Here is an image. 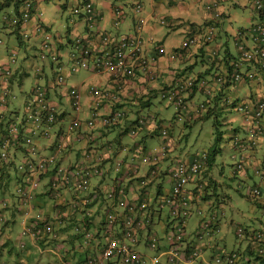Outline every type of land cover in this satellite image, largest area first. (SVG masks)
<instances>
[{"label": "built area", "instance_id": "2783aa9c", "mask_svg": "<svg viewBox=\"0 0 264 264\" xmlns=\"http://www.w3.org/2000/svg\"><path fill=\"white\" fill-rule=\"evenodd\" d=\"M223 0H205L204 11L208 16L205 30L202 28H188V36L182 46L167 53L165 48L157 47L156 57L145 55V42L142 37L147 19L142 17L144 5L137 1L131 11L136 17L135 33L114 39L109 33L101 29V11L96 8L94 0H78L72 9V14L83 20L86 25L85 32L72 41L67 42L62 36L51 31L42 22L44 13L36 3V0H21L20 4L10 13L0 15V26L19 30L23 40L36 38L39 40L38 59L48 63L55 76L52 81L46 82L44 66L39 68L37 83L24 101L25 112L23 116L14 114L9 117V122L0 135V178L4 169L12 162V155L18 151L23 157L17 162L16 169L23 175L28 174L25 186L19 185L16 190L20 201V209L24 210L26 217L24 224L25 236L33 240L57 239V222L63 216L69 219L71 214L84 216L88 219L90 227L94 222L90 218L97 212L99 205L96 202L97 195L103 191L93 188V180L102 179L106 174L103 168L105 159L110 158L104 153L86 150L83 156L73 164L65 166L61 157L68 147L70 134L75 135V141L95 143L97 134L94 130L99 127L108 129L120 124L125 117L123 111L103 115L99 110L105 101L116 102L119 94L114 88L101 89L97 86H89L86 94L91 102V116L83 121L79 115L83 110L84 92L78 87L65 85L68 76L75 75L83 69L105 73L115 84L122 89L128 80H132L136 73L142 72L145 79L154 83L159 75L156 70L157 58L170 55L172 60L180 59L191 48L198 46L200 40L212 42L216 38L219 24L223 18ZM255 13L260 22L251 26L247 33L250 34L253 46L246 45L243 31L238 33L236 43L238 57L230 64V70L225 76L214 79L220 86L224 84H243L259 81V75L264 73V0H251ZM115 27L119 26L125 16L122 7L113 8ZM33 20L35 21L33 23ZM4 42L0 38V47ZM67 48V52L64 51ZM216 52L213 53V56ZM18 60V53L10 51L8 59L0 63V120L10 104L17 97L13 92L11 78L14 66ZM252 66L254 70L246 69ZM56 85L66 101L71 105L77 116L74 117L68 129L61 133L52 148L51 153L43 155L36 138H51L52 130L59 121L62 110L49 98V85ZM202 89L205 97H213L214 90L207 79L184 77L175 79V82L160 92V97L176 109L179 121H192L200 117L207 109L206 103L195 105L189 100V95L197 89ZM227 103L247 121V136H234L232 144L240 154L232 169L234 176L248 175L247 168L251 166L253 173L259 180L252 185L247 197L264 203V169L257 165H250L245 159V154L255 148L259 138L264 137V99L234 100L228 98ZM141 116L130 127V134L136 136L141 127L147 125L154 116ZM6 117L4 120H7ZM159 135L164 143L153 151H147L141 146H134V154L140 155L141 160L147 165V171L143 176L140 170L133 164L125 167L122 161L114 163L116 173L124 171L122 179L117 178L110 189L103 192V197L110 203L104 211V230L88 228L86 221H77L73 224L72 232L85 237L87 243L80 245L79 249L93 247L94 249L79 264H144L147 256L141 254L138 248L142 243L157 252V256L151 258L154 264H159L164 259L165 264H192L202 258L207 249L215 255L216 264H238L242 257L239 251H223L211 238L221 232L219 218L211 215L208 220L200 221L199 230L196 233L188 231L189 219L194 212L202 214L208 208L203 201L205 187L208 184L206 177L209 169V154L207 151H199L189 154L177 161L175 165L161 167L163 161L171 151V143L174 141L170 135V126L161 125ZM110 148L107 152H110ZM134 155V156H136ZM236 158V156H233ZM132 167V168H131ZM131 168V169H130ZM129 169V170H128ZM49 178H48V177ZM48 178V190L56 195L57 209L54 217H46L42 213L33 216L36 189ZM135 178L140 189L144 191L135 199L128 195L127 181ZM169 179V181H167ZM203 179L205 182H202ZM166 182L169 191L163 195L152 196L150 184L154 185ZM158 187V185H157ZM63 188V189H62ZM59 189L74 191L76 198L65 201ZM206 203L207 206H200ZM7 203H2L5 208ZM34 217V218H33ZM29 219L34 222L29 223ZM5 222V212L0 213V223ZM63 223V222H62ZM61 223V224H62ZM95 224V223H94ZM162 228L159 233L156 227ZM98 227V226H97ZM236 235L252 243L254 258H264V230H247L242 226L236 229ZM92 244V245H90ZM257 247L258 252L255 251ZM212 249V250H211ZM59 257V254H57ZM254 264H260L259 262ZM262 264V262H261Z\"/></svg>", "mask_w": 264, "mask_h": 264}, {"label": "crops", "instance_id": "0c3cea01", "mask_svg": "<svg viewBox=\"0 0 264 264\" xmlns=\"http://www.w3.org/2000/svg\"><path fill=\"white\" fill-rule=\"evenodd\" d=\"M2 1V0H1ZM39 7L44 10L43 1L49 0H36ZM96 2V8L101 11L102 14V21L100 23L101 29L109 33L113 36L114 39H117L121 36L125 35H133L135 33V25H136V17L134 13L131 11L132 5L140 1L144 5V11L142 17L147 19V24L145 26L144 32L142 33V37L145 42V55L156 57L157 47L165 48L167 53H170L173 50H176L180 46L184 44L186 38L188 36V28H202L205 30L207 25L208 16L204 11V2L205 0H94ZM78 0H71L66 1L65 3H60L62 10H71L74 6H76ZM122 7L125 11V16L121 20L119 26L115 27L113 24L114 21V14L113 8L114 7ZM222 11H223V18L219 24V28L217 31V36L212 42H205L203 39L200 40V44L191 48L187 51L184 56L177 60H172L169 54L162 55L157 58L156 63V70L158 72L159 78L157 82L150 83L145 79V75L142 72H137L136 76L131 80L129 85L121 91L120 94V101L116 103L111 102H104L103 107L101 109V114H109L117 109H123L126 111L129 117L118 126L113 127L111 129H104L99 127L98 129L94 130V133L97 134L98 138L95 143H87L86 141L77 142L75 141V135L72 133L70 141L68 142V149L66 150L64 157H63V164L64 165H71L73 164L78 158H80L86 150L93 149L95 152L104 153V155H109L110 158L105 159L106 165L105 170L106 173H110L111 169L113 168V155L114 153L124 156V152L132 151L134 153L135 145L131 141H125V136L127 132H129V126L134 122V119L141 115L139 111L145 112L142 108L143 102L150 101L151 105L153 99L156 97L157 91L164 88L169 87L171 84L175 82V79L184 78V77H195L197 79H207L209 80L213 90L214 95L213 97H205L202 89L197 87L195 91L190 94V100L196 105L200 102H204L205 100L208 101V111L212 113H222L225 111L233 112L232 106L225 104L227 97L232 98H240L241 97V89L247 86L248 90L241 98L252 99L255 98L257 95V88H259L262 79H264V73L260 74L259 81L256 82H246L243 84L231 85L230 86H220L218 83L214 81V79L218 76H225L230 70V64L238 57V52L236 49V43L239 39L238 33L243 31V35L245 36L243 39L246 41V45L248 47L253 46V41L251 40L250 34L247 33L248 30L251 28L252 25L260 22V18L255 13L252 7L251 0H223L222 1ZM245 8H251V13L248 16H245ZM234 14V15H233ZM236 17L238 21L241 22V27L237 30H233L232 24L229 25V19ZM72 24H68L65 31H57L58 34L64 38L65 41L70 42L74 38L79 35H82L85 32L86 25L80 18H72ZM35 21L33 20V23ZM42 22L50 25L53 21L47 19V17H43ZM231 26V27H230ZM61 32V33H59ZM233 40V43H231ZM38 41H33L31 45L28 46L27 52H30L32 55L34 52L38 50ZM11 45V44H10ZM64 51L67 52V48L64 47ZM216 51V56H213V52ZM246 69L254 70L252 66H245ZM22 69V68H21ZM18 72V71H17ZM23 72H25L23 70ZM19 73H22L19 71ZM17 74V73H16ZM19 76V75H18ZM105 78H99L98 83L96 86H99L102 89H107L111 85H113L112 81H109L107 76L104 75ZM19 78V77H17ZM229 84V83H228ZM93 86V85H91ZM82 92L85 91L86 94V87L83 86L81 88ZM157 90V91H156ZM217 97V98H216ZM53 100H57L59 102L62 101V96L60 92L56 89L55 97ZM84 101V111L81 114L82 119H88L90 117V99L88 96L83 95ZM65 111H68L70 108L67 105H63ZM154 106V105H153ZM153 109V107L149 108ZM155 109V108H154ZM143 110V111H142ZM156 117L160 118L162 115V111H155L153 112ZM66 115L63 117V120L57 125L56 134L49 140L40 141L41 148H43L45 153L49 152L50 143H52L56 139V135L58 133H64L65 129L67 128L69 122L66 119ZM161 119V118H160ZM243 119V118H242ZM150 130L151 137L154 133V125L151 124L146 129L141 128L139 130V135L145 140L149 138L148 130ZM235 132L246 136V129L244 125L241 127H237ZM175 139V138H174ZM120 142V148H116L115 142ZM262 141V142H261ZM175 142V141H174ZM171 143V151L173 153H180V145L177 143ZM261 146L257 147L256 149L248 152L244 157L247 162L252 165H262L264 166V154L262 151L264 149V139L260 140ZM135 146V147H134ZM112 149L110 152H107L109 149ZM122 151V152H120ZM136 155V154H134ZM189 155V154H188ZM187 155V156H188ZM21 152L18 151L13 155V159H20ZM186 157V156H185ZM127 159L129 161H136L137 158L134 156H128ZM167 161H172V156L169 155ZM112 163L111 168L108 169L109 163ZM115 162V161H114ZM168 162V163H170ZM143 163V162H142ZM171 164V163H170ZM169 164V165H170ZM129 165V164H128ZM146 164H142L141 166H136L140 170V175L143 176L147 169L145 170L143 167ZM127 164H125V167ZM135 166V165H134ZM147 166V165H146ZM253 166V165H252ZM132 168V167H131ZM130 168V169H131ZM110 170V171H109ZM129 170V169H128ZM126 171V169L124 170ZM117 173V177H115L109 184L107 183L106 190L110 189L113 185V182L119 178L122 179L125 176V172ZM143 171V173H142ZM250 171L252 173V169L248 168L249 176L244 178V181H249L250 179ZM10 173V171H9ZM15 181H20L21 177L15 176ZM208 183H210V187H214L216 185V191L218 190V182L216 180L211 179ZM103 179H96L94 183V187L97 190L103 191L102 188L105 187ZM202 182H205L203 179ZM128 186V196L132 198L138 197L144 189H140L138 181L133 178L126 182ZM158 185V187H157ZM166 182H162L159 184H155L156 188L150 184L149 191L151 189L152 196L156 194H165L169 191L165 190V186H167ZM211 188L208 189V195L216 194L215 192H211ZM211 193H210V192ZM73 197L71 192L66 191L64 193L65 199H70ZM210 199V197H208ZM209 201V200H208ZM44 201H38L37 206L38 210L35 214L41 211L40 206H43L42 203ZM211 203V201H209ZM208 204V202H207ZM200 206H207L206 203H202ZM45 207V205H44ZM264 211V206H260ZM40 208V209H39ZM36 211V210H35ZM47 215H52L54 213L53 208H49L47 211ZM100 212V210H99ZM98 215V212H97ZM12 216V214H11ZM18 215H14L16 217ZM100 217L98 218V220ZM97 220V217H95ZM104 220V219H103ZM214 243L217 244V240H212ZM12 242V237H11ZM11 242L8 243V252H10L9 248L13 247ZM26 249L17 250L14 252L12 250L10 255H12L15 260L16 264H39L40 261L38 260V242H33L32 240H27ZM5 242L0 241V247H3ZM248 246V244H247ZM14 249V247H13ZM212 250V249H211ZM3 251L0 248V256ZM247 256H250L248 251L246 252ZM48 256V255H46ZM50 257V256H48ZM246 257V256H245ZM7 263V262H6ZM10 263V262H8ZM244 263V262H243ZM13 264V263H11Z\"/></svg>", "mask_w": 264, "mask_h": 264}, {"label": "rangeland", "instance_id": "374dc122", "mask_svg": "<svg viewBox=\"0 0 264 264\" xmlns=\"http://www.w3.org/2000/svg\"><path fill=\"white\" fill-rule=\"evenodd\" d=\"M66 1L71 0H49L46 2L43 1L44 17H47V19L53 21L51 26L48 25V28H51L55 33H58V30L65 31L67 25H71L73 23L71 19L75 18L71 10H62L60 3H65ZM244 11L245 16H248L250 15L252 10L251 8H245ZM228 23L229 25L232 24L233 30H237L239 27H241V22L238 21L236 17H231ZM3 41L4 45L0 47V61L8 57L7 46L9 48L16 47L15 50H17L18 52V62L16 66H20L25 71V77L23 78L22 82H19L21 78H18L15 82V93L18 96L19 100L13 106V109L16 108V110L21 114V116H23L25 112L24 100L37 83L36 67L38 66L39 68H42L43 66H45L46 72L49 77L55 76V72L48 63H43L38 59V52H36V54L35 52L33 53L34 55H36L34 57L30 52H26V46H29L32 43L29 42V40L25 41V46H19L16 39L11 38L10 41H8V37L3 35ZM9 43L11 45H9ZM231 43H233V40H231ZM104 75L105 74L99 73L95 74L94 72L88 69H83L74 76H68L66 78L65 85L67 87L76 86L79 88L85 86L87 89L91 85H97L98 79L105 78ZM257 89L258 90L255 93H257V95H259L260 97H264V79H262V82L259 88ZM247 90V86H244L241 89V97L244 96ZM152 104L154 106L151 105L149 106V108L153 107V109L144 107L143 109L147 110H144V113L140 110L139 113H141V115L145 117L148 114H154L153 112H155L156 110L162 111V115L160 116L161 119L159 118V120L163 121V125L170 126V129L173 130L172 140L175 141L177 145H180V150H182L180 153L176 152L171 154V166L175 165L177 161L183 159L188 154L203 150L206 151L209 148L213 147L216 143L217 136L214 125L218 122L219 131H221V139L217 142L216 145L220 149V153L216 157V168L215 170H212V172L214 171V174H212L214 175V179L219 184V192L217 193L216 191V185L214 187L212 186V188L209 185V189L211 188V192L217 193V197L212 194L213 198L216 197V200H214L215 203L211 207H208L207 210H205L202 214H198L196 212L193 213V215L189 219L188 231L196 233L199 230L200 221L202 219L208 220L211 215H215L219 218L218 220L221 232L218 233V235L213 236L211 240H217V247L221 248L223 251L231 252L239 250L242 253V258L240 259L238 264H249L247 263V261L251 258H254L255 256H246L247 241L245 240V237L239 238L236 235V229L238 226H242L247 230H264V211L260 207L264 205V203L260 201L256 202L255 200L247 197V194L250 192V188L252 187L254 182L256 180H259L258 176L256 178L252 173H250V179L246 182H243L239 179L235 180L232 177V167L240 157L239 152L233 147L232 137L237 127H241L244 125L245 128L244 120L237 112L225 111L222 113L219 112L215 116H211L207 120H200L186 126L184 120H178L176 109L173 106H170L164 100H161L160 96H158V98L153 99ZM72 113L74 114V112ZM66 119L68 122H70L68 116ZM125 141H131L134 143L133 145L146 148L147 151H153L155 149H158L164 143V140L160 135H153L152 137L150 135L149 138L144 140L142 136L139 135V133L136 136H133L129 132H127V135L125 136ZM115 145L116 148L122 150V148H120V142L116 141ZM119 154L114 153L113 155V159L115 162L112 161L113 168L111 169V171L109 170L110 173L108 174L107 172L104 175L103 180L106 181L104 183V186L107 183L109 184L115 177L118 176L117 173L114 171V163L122 161L124 164L127 165L133 164L135 166H141L143 164L141 156H134V153L132 151H129L127 153L124 152V156ZM262 154H264V149L262 151ZM234 155L236 156V158L233 157ZM128 156H134L137 159L136 161H129L127 159ZM112 163H109L108 169L111 168ZM168 165V162L165 161L161 163V167L164 168H166ZM143 168L146 170L147 166L145 165ZM167 181H169V179H167ZM95 182L96 180L94 179L93 183ZM14 189L15 186L11 182V186L6 188V191L4 193L1 192L2 194H0V196L9 203L10 208L14 206L13 203H15L16 201ZM42 190H44L43 187L40 189V191ZM102 190L103 192H105L106 186L103 187ZM165 190H168V185L165 186ZM224 199L226 200L224 201ZM44 203L45 207L42 208L41 211L45 210V213H47V211L51 207L52 201L51 199L46 197L44 198ZM37 211H39L38 208H36V211H34V213H36ZM25 217L27 216L24 214V212H20L19 215L16 217L11 216V222L4 227L6 229L0 230V241L5 242V245L3 247H0L3 251L0 256V264H4L6 262L16 263L15 258L10 255V252H8V243L6 244L7 241L11 242V237V243L14 246V252L19 250V246H21L22 242L28 244L26 241H30L28 237L22 234L24 232ZM98 218L99 217H97V219ZM103 219L104 216L102 213L99 220L90 221L94 222L96 226H98V230H104V228L106 227V223H104ZM78 221H88V219H86L84 216H80L78 218ZM103 224L105 227L103 226ZM155 229L158 230L159 233H163L162 228H159L157 226ZM62 236L70 237L71 240L70 244L67 245V247L62 248H67V250L70 251L69 257H66L64 255V252L60 249V246L57 242H52L47 248L48 250H52V258L48 257L49 255L46 256L47 254L39 255V264H47L49 263V261L54 260V254H60L61 256L65 257L68 261V264H79L93 249V247H86L84 251L83 249H79L80 245H85L87 241L85 240V237L80 239L77 236L76 231L72 232L69 236L65 234ZM138 251L141 254L147 256L148 258V261L144 264H154L151 258L158 255L156 251L148 248L147 246H145L144 243L140 245ZM255 251L258 252L257 247L255 248ZM261 260L262 259L256 258L254 263L259 262L261 264ZM159 264H165L164 259H162ZM192 264H216L215 255L212 253V251H210V249H207L206 253L204 254V257L197 259Z\"/></svg>", "mask_w": 264, "mask_h": 264}, {"label": "clouds", "instance_id": "9594fccd", "mask_svg": "<svg viewBox=\"0 0 264 264\" xmlns=\"http://www.w3.org/2000/svg\"><path fill=\"white\" fill-rule=\"evenodd\" d=\"M1 1V0H0ZM20 2H21V0H12V4L9 6V8H7V9H4V10H2V11H0V15H3V14H5V13H10L12 10H13V8L14 7H16V6H18L19 4H20ZM40 9H41V7H40ZM41 11L44 13V11L41 9ZM43 17H44V15H43ZM47 25V24H46ZM48 26V25H47ZM207 26V25H206ZM51 31H53L51 28H49ZM5 31H6V33H5ZM218 31V30H217ZM3 35L4 36H7L8 37V41H10V39L11 38H14V39H16L17 40V42H18V44H19V46H25V41H27V40H23L22 39V37H21V34H20V32H19V30H14V29H10V28H7V27H3V26H0V38L3 40ZM216 36H217V33H216ZM19 38V39H18ZM32 40L33 41H38L39 42V40L38 39H36V38H31V39H29V42H32ZM238 41V40H237ZM4 42V41H3ZM209 43V42H208ZM8 44V43H7ZM4 45V44H3ZM9 45H10V43H9ZM2 47V46H1ZM38 47H39V43H38ZM7 48H8V56H9V53H10V51H12V50H15V48L16 47H12V48H9L8 46H7ZM27 48H28V46H26V52H27ZM16 52H17V50H15ZM36 52H38V50L36 51ZM36 52H35V54H36ZM214 52H216V51H214ZM213 52V53H214ZM18 53V52H17ZM212 53V54H213ZM216 54H217V52H216ZM33 57L34 56H36V55H32ZM216 56V55H215ZM8 59V57L6 58V59H4V60H2V61H0V63H2L3 61H6ZM17 62H18V60H17ZM17 65V63L15 64V66H14V68H13V70H14V73H13V76H12V78H11V82H12V86H13V92H14V94H15V96L17 97V99H16V101H14V103H12V104H10V106H9V109L7 110V112H6V114H5V118L7 117L8 119L7 120H0V135L2 134V132L4 131V128H5V126L7 125V123L9 122V117L11 116V115H14V114H17V115H20L21 116V114L16 110V108H14L13 109V106L18 102V96L16 95V93H15V88H14V85H15V82H16V80L18 79L17 77H19V78H21L20 79V81L19 82H22V80H23V78L25 77V72H23V69H21V67L20 66H16ZM44 69H45V66H44ZM37 70H38V67H36V72H37ZM18 71V72H17ZM19 71H21L22 73H19ZM91 71V70H90ZM92 72H94L95 74H97L95 71H92ZM16 73L19 75V76H17L16 75ZM45 73H46V82H50V81H52L53 80V78H54V76L53 77H49V75L47 74V72H46V69H45ZM99 74H105V73H99ZM38 75V73H36V76ZM106 76H107V78H108V80L109 81H112L113 82V85H111L109 88H107V89H110V88H114V92H117V94H119V93H121V91H124V89H126V87L129 85V83L131 82V80H128L127 81V84L125 85V87H124V84H123V87H122V89H119V85H117V84H115V82H114V80L113 79H110L109 78V76L107 75V74H105ZM71 76V75H70ZM72 76H74V75H72ZM36 79H37V77H36ZM158 81V80H157ZM156 81V82H157ZM51 86V88H50V93H49V98H50V100L52 101V102H54L55 104H57L58 106H59V108H60V110H62V115H61V117H60V119H59V121L57 122V124L54 126V128H53V130H52V136H51V138L56 134V127H57V125L63 120V117L66 115V117L68 116L69 117V121L71 122V120L74 118V117H76L77 116V114H76V112L73 110V108L71 107V105L66 101V99H65V97L63 96V94H62V92H61V88H59V87H57L56 85H49V87ZM93 86H96V85H93ZM72 87H76V86H72ZM97 87H99V86H97ZM79 88V87H78ZM100 88V87H99ZM56 89L60 92V95L62 96V101L61 102H59V101H57V100H53V98H52V95H53V97H55V94H56ZM81 89V88H80ZM102 89V88H101ZM163 89H161L160 88V92L162 91ZM30 94V93H29ZM28 94V95H29ZM27 95V96H28ZM27 96H26V98H27ZM85 96H88L87 94H85V92H84V97ZM158 96H160V93H159V95H157V98H158ZM119 97H120V94H119ZM189 97V100H190V95L188 96ZM26 98H25V100H26ZM229 98V97H228ZM264 99V97H260V96H255V98H253V99ZM90 99V98H89ZM234 100H246L247 98H243V99H241V98H233ZM24 100V101H25ZM91 101V100H90ZM120 101V98L118 99V101H116V102H119ZM191 101V100H190ZM105 102H109V101H105ZM116 102H111V103H116ZM192 102V101H191ZM205 103H206V106H207V109H206V111L200 116V117H198V118H196V119H194V120H192V121H185V125L186 124H188V125H190V124H193L194 122H197V121H199V120H201L205 115H206V113L208 112V101L207 100H205L204 101ZM201 103V102H200ZM63 105H67L70 109L68 110V111H65L64 110V106ZM90 105H91V102H90ZM170 105V104H169ZM196 105H198V104H196ZM171 106V105H170ZM229 106H231V105H229ZM102 107H103V105H102ZM102 107L100 108V110H99V112H100V114H101V109H102ZM232 108H233V106H232ZM233 110H234V108H233ZM83 111H84V99H83V110H82V112H81V114L83 113ZM115 111H123L124 113H125V117H124V120L126 119V117H129V115H127V113H126V111L125 110H123V109H117V110H114L113 112H115ZM72 112H74V114L72 113ZM113 112H111V113H113ZM234 112H236L235 110H234ZM81 114L79 115V117L81 118ZM110 114V113H109ZM103 115H107V114H103ZM240 115V114H239ZM90 116H91V107H90ZM142 115H140V116H138L137 118H135L134 119V122L131 124V125H133L134 123H135V120L136 119H138L139 117H141ZM147 116H154V120H149L148 122H147V125H145L146 127H148L149 125H151V124H153L154 125V131L156 132H158L157 134H155V132L154 133H152V134H154V135H159V127H157L156 125H157V123L155 124V122H159V121H162V120H159V118L158 117H156V115H154V114H148ZM241 116V115H240ZM242 117V116H241ZM90 118V117H89ZM88 118V119H89ZM243 118V117H242ZM82 119V118H81ZM88 119H86V120H88ZM83 121H86L85 119H82ZM123 120V121H124ZM243 120H244V118H243ZM122 121V122H123ZM70 122H69V124H70ZM121 122V123H122ZM163 122V121H162ZM120 123V124H121ZM69 124H68V126H69ZM120 124H118V125H120ZM244 124H245V129H247V121H245L244 120ZM118 125H115V126H113V127H116V126H118ZM131 125L129 126V129H130V127H131ZM163 125V124H162ZM68 126H67V128L65 129V130H67L68 129ZM145 126H143V127H145ZM113 127H111V128H113ZM143 127H141V128H143ZM111 128H108V129H111ZM107 130V129H106ZM172 129H170V135H171V137H172ZM247 131V130H246ZM139 132V131H138ZM129 133H130V130H129ZM61 133H58L57 135H56V139L52 142V143H50V146L48 147L49 148V152L48 153H45L44 152V150H43V148H41V145H40V141H42V140H45V141H49L51 138H49V139H47V138H42V137H38V138H36V141H37V143H38V146L40 147V152H41V154H43V155H48L49 153H51V151H52V148H53V146L55 145V143H56V141H57V139H58V137H59V135H60ZM241 136V137H246L247 136V132H246V136H244V135H241V134H239V133H237V132H235L234 133V135H233V137L234 136ZM70 136H71V134H70ZM233 137H232V139H233ZM264 139V137H262V138H259V143L257 144V146H255V148H253V149H251L250 151H248V152H251L252 150H254V149H256L257 147H260L261 146V142H260V140H263ZM175 143V142H174ZM54 144V145H53ZM67 149H68V147H67ZM66 149V150H67ZM210 149V148H209ZM209 149L208 150H206L207 152L209 151ZM66 150L64 151V153H63V155H62V157H61V162H62V164H63V157H64V154H65V152H66ZM203 151H205V150H203ZM199 152V151H198ZM247 152V153H248ZM246 153V154H247ZM15 154V153H14ZM13 154V155H14ZM245 154V155H246ZM13 155H12V162H11V164L8 166V167H6L5 169H4V172L3 173H9V171H10V175H11V177L13 178V179H11V180H9V181H7V177L6 178H4V179H2L1 180V178H0V185L2 186V185H4V187H5V185L6 184H8V187H10L11 186V182L13 183V185L15 186V193H16V190H17V187L19 186V185H21V186H25V183H26V178H24L23 176H20V173L17 171V169H16V164H17V162L23 157V153H21V157H20V159H16V158H14L13 159ZM185 158V157H184ZM215 160H216V158H215ZM64 165V164H63ZM65 166H69V165H65ZM257 166H259L260 168H262V169H264V166H262V165H258L257 164ZM210 168V167H209ZM215 168H216V163L214 162V165H213V167H212V169H208V176L206 177V179L208 180V182L210 181V183L211 182H213V181H211V179L212 180H215L214 179V171L212 172V170L214 169L215 170ZM250 169H252L251 168V166L249 167ZM232 169H233V167H232ZM16 171V172H15ZM247 172H248V168H247ZM213 173V174H212ZM250 173H251V171H250ZM221 174V173H220ZM252 174L255 176V174L253 173V171H252ZM15 176H18V177H21V180L20 181H15ZM247 176H249V173H248V175ZM246 176V177H247ZM48 177V176H47ZM232 177L235 179V180H237V179H239V180H242L243 182H245L244 181V176H234V175H232ZM256 177V176H255ZM49 178V177H48ZM48 178H45L44 179V182L43 183H41L40 184V186L36 189V191H35V195H36V193H38L39 191H40V189L43 187V186H45L46 187V189L48 190V185H46L45 183H47L48 182ZM102 179H104V177L102 178ZM101 180V179H100ZM210 183H208L207 185H206V187H205V193H206V195L204 196V198H203V201L204 202H208V207H211L212 205H214V200H216L215 198L217 197V195L216 194H214V196H216L215 198H213L212 197V195H208V189H209V185H210ZM45 184V185H44ZM254 184H255V182H254ZM253 184V185H254ZM7 186V185H6ZM7 187V188H8ZM93 188L95 189V187H94V183H93ZM2 191V190H1ZM210 192V191H209ZM101 193H103V192H101ZM211 193V192H210ZM208 197H210V199H208ZM15 198H16V201H15V203H13V209L14 208H17L18 207V209H20V204L18 203V198H17V194L15 195ZM63 198H64V196H63ZM73 198H70V199H65L64 198V200L65 201H70V200H72ZM211 201L212 200V202L213 203H211V202H209V201ZM226 199H224V201H225ZM0 202H2V203H7V206H9V203L4 199V198H2L1 196H0ZM257 202V201H256ZM264 206V205H263ZM0 208H3L2 207V204H0ZM98 209H97V212H98V215H97V212L93 215V217H91L90 218V220H95V217H101V214L103 213V216H104V209H102V206H99L98 205V207H97ZM56 209H57V207L56 208H54V213H55V211H56ZM15 210V209H14ZM36 210V207H34V210H33V216L35 215H37V214H39V213H42L43 215H45L46 217H48V218H50V217H54V213L52 214V215H47L48 214V212H47V214H45V210L44 211H40L39 213H37V214H35L34 213V211ZM99 210H100V212H99ZM2 212H5V222L4 223H6V221L7 222H11V219H10V217H11V215H10V213L8 212V211H6L4 208H3V210H2ZM23 212H24V210H23ZM1 213V212H0ZM19 211H17V213H16V215L18 214L19 215ZM24 214H25V212H24ZM73 217V216H75V215H73V214H71L70 216H69V218L70 217ZM77 216V215H76ZM79 216H77V218H78ZM34 218V217H33ZM103 218V217H102ZM25 220H26V217H25V219H24V222H25ZM30 220H32V219H29V221ZM98 220V219H97ZM76 221L77 220H74V221H71V219H64V222L62 223V224H57L56 225V231H58V238L57 239H54V240H52V239H45L46 240V243L44 244V246H42L38 241H40L41 239H39V240H33V239H31L30 237H28V236H26V237H28L30 240H32L33 242H38V249H37V252H38V256L39 255H49L50 256V258H52V254H53V252H52V250H48L47 248L49 247V245L52 243V242H57L58 244H59V246H60V249L64 252V255L66 256V257H69V255H70V251H68L67 250V248L66 249H62L63 247L65 248V247H67V245H69L70 244V237H63L62 235H67V236H69V235H71V233H72V227H73V224L74 223H76ZM96 221V220H95ZM92 226H91V228H93V229H98V227L96 226V224H94V223H92L91 224ZM71 226V227H70ZM23 234V233H22ZM24 235V234H23ZM25 236V235H24ZM80 239L82 238V236L81 235H77ZM27 242V241H26ZM249 242L247 241V244H248ZM26 243H24V242H22V244H21V246H19L21 249H26ZM90 245H92V244H90ZM88 248H91V246H89ZM94 249V248H93ZM92 249V250H93ZM85 249H83V251H84ZM91 250V251H92ZM72 251V250H71ZM77 251V250H76ZM90 251V252H91ZM248 251V249H247V247H246V252ZM249 255L250 256H254L253 255V252H252V247H251V253H249ZM54 256H55V259L54 260H51V261H49V263H47V264H68V261H67V259L65 258V257H63V256H61L60 254H59V257L57 256V254H54ZM247 256V255H246ZM204 257V256H203ZM202 257V258H203ZM249 261H250V259L247 261V263H249ZM264 261V258H262V260H261V262H263ZM4 264H11V263H4ZM262 264H264V263H262Z\"/></svg>", "mask_w": 264, "mask_h": 264}, {"label": "trees", "instance_id": "16d2710c", "mask_svg": "<svg viewBox=\"0 0 264 264\" xmlns=\"http://www.w3.org/2000/svg\"><path fill=\"white\" fill-rule=\"evenodd\" d=\"M12 4V0H2V1H0V11H2V10H4V9H7V8H9V6ZM19 39V38H18ZM17 76H18V74H16ZM230 84L231 83H227V84H225V86L227 85V86H230ZM231 85H235V84H231ZM157 91V90H156ZM159 93H160V90H158L157 91V94H155V96L154 97H156L157 98V95H159ZM217 98V97H216ZM160 99H161V97H160ZM161 100H163V99H161ZM227 100H228V97H227V99H226V102H225V104H226V106L227 105H229L228 103H227ZM143 106H142V108H144V107H148L149 108V106H151V102L150 101H147V102H143V103H141ZM216 115V113L214 114V113H212L211 111H208L207 113H206V115L201 119V120H207V119H209L211 116H215ZM149 118H151L150 116H149ZM200 121V120H199ZM157 123V127H160L162 124H163V122L162 121H159V122H155V124ZM186 126H188V124H186ZM215 130H216V143H215V145L213 146V147H211L210 149H209V151H208V154H209V169H212V167H213V165H214V162H215V158L218 156V154L220 153V149L217 147V142L218 141H220V139H221V131H219V124H218V122L217 123H215ZM143 129H146V126L145 127H143ZM149 132H148V134L149 135H151V133H150V130L149 129H147ZM158 132L156 131L155 132V134H157ZM152 135H154V134H152ZM83 156V155H82ZM81 156V157H82ZM80 157V158H81ZM80 158H78V159H80ZM105 165H106V161H104V163H103V168L105 169ZM16 172V171H15ZM20 176H23L24 178H28V174H26V173H23V175H21L20 174ZM7 177V181H9V180H11V179H13L12 177H11V175L9 174V173H3V175H2V177H1V180L2 179H4V178H6ZM255 183H257V180L255 181ZM46 185H50L51 183L50 182H47V183H45ZM44 184V185H45ZM7 185V186H6ZM5 185V187H4V185H0V194H2L1 192H5L6 190V188L8 187V184H6ZM43 188H44V190H42V191H39L38 193H36V195L34 196V199H33V203H34V205H35V207L36 208H38V206H37V202L39 201H44V198H46V197H48L49 199H51V201H52V204H51V208H56V207H59V206H57V203H56V199H55V197H56V195H54L53 196V191H50V190H47L46 189V187L45 186H43ZM63 189V188H62ZM62 189H59V192L61 193V195L62 196H64V193L66 192V191H68V192H71L72 194H73V199H75L76 198V195H75V193H74V191H71V190H69V189H67V190H65V191H63ZM2 190V191H1ZM15 195H16V193H15ZM96 202H98L99 203V206H102V209H104V211L108 208V206H110V203L103 197V194L102 193H99L98 195H97V198H96V200H95ZM18 203L20 204V201L18 200ZM43 204H45L44 202H42ZM0 204H2V202H0ZM40 208L42 209V208H44V205L43 206H40ZM6 211H8L9 213H10V215L12 214V216H14L15 215V213H17V211H19V212H23V210L22 209H18V207L17 208H14L13 209V207H9V206H6L5 208H4ZM2 210H3V208H0V212H2ZM64 219H66V218H64L63 216L61 217V220L60 219H58L57 220V222H59L60 224L62 223V222H64ZM69 219H71V221H74V220H77V216L75 215V216H71ZM32 222H34L33 221V219L32 220H30V224L32 223ZM10 222H7L6 221V223H0V230H5L6 228H4L7 224H9ZM86 223H87V227L88 228H91L90 227V225L88 224V223H90V222H88V221H86ZM71 227V226H70ZM58 232V231H57ZM46 238H44V239H41L40 241H38L42 246H44V244L46 243V240H45ZM71 241V240H70ZM14 247V246H13ZM13 247L12 248H9V250H10V252L13 250ZM251 247H253V244L252 243H248V246H247V249H248V253H251ZM238 252H239V250H237ZM242 258V257H241ZM262 263H264V261L262 262ZM13 264H16V263H13Z\"/></svg>", "mask_w": 264, "mask_h": 264}]
</instances>
